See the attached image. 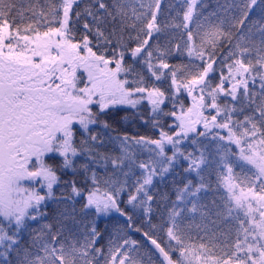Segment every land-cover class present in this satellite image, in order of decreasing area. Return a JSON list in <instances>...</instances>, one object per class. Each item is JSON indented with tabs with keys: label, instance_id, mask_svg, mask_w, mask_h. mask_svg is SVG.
Here are the masks:
<instances>
[{
	"label": "snow or ice",
	"instance_id": "snow-or-ice-1",
	"mask_svg": "<svg viewBox=\"0 0 264 264\" xmlns=\"http://www.w3.org/2000/svg\"><path fill=\"white\" fill-rule=\"evenodd\" d=\"M0 264H264V0H0Z\"/></svg>",
	"mask_w": 264,
	"mask_h": 264
}]
</instances>
